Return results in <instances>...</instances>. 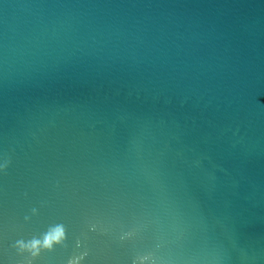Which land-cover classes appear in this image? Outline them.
Masks as SVG:
<instances>
[{"label":"water","instance_id":"1","mask_svg":"<svg viewBox=\"0 0 264 264\" xmlns=\"http://www.w3.org/2000/svg\"><path fill=\"white\" fill-rule=\"evenodd\" d=\"M0 264H264V0H0Z\"/></svg>","mask_w":264,"mask_h":264}]
</instances>
